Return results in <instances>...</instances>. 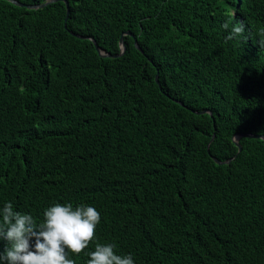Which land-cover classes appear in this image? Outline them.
I'll return each instance as SVG.
<instances>
[{
	"label": "trees",
	"instance_id": "16d2710c",
	"mask_svg": "<svg viewBox=\"0 0 264 264\" xmlns=\"http://www.w3.org/2000/svg\"><path fill=\"white\" fill-rule=\"evenodd\" d=\"M16 1L0 0V208L92 206L98 242L134 264H264V140L233 141L264 137V0H66L67 20L64 0ZM240 21L247 39L226 41ZM122 35L118 57L79 37L116 55Z\"/></svg>",
	"mask_w": 264,
	"mask_h": 264
},
{
	"label": "clouds",
	"instance_id": "9594fccd",
	"mask_svg": "<svg viewBox=\"0 0 264 264\" xmlns=\"http://www.w3.org/2000/svg\"><path fill=\"white\" fill-rule=\"evenodd\" d=\"M229 28L228 23L222 25ZM245 23L232 26L226 41L245 37ZM264 49V40H259ZM100 213L92 206L72 203L47 208L39 223L31 214L14 209L11 202L0 208V264H75L68 254L79 255L95 242L86 264H134L133 257L118 255L114 243L103 244L96 237Z\"/></svg>",
	"mask_w": 264,
	"mask_h": 264
},
{
	"label": "water",
	"instance_id": "95a60500",
	"mask_svg": "<svg viewBox=\"0 0 264 264\" xmlns=\"http://www.w3.org/2000/svg\"><path fill=\"white\" fill-rule=\"evenodd\" d=\"M9 1H11V2H13V3H15V4L19 5V6H26V5L22 4V3L17 2L16 0H9ZM59 1H61V0H48V1H46L45 3H43V4H40V5H28L27 7H28L29 9H38V8H43V7H45V6H48V5L52 4V3L59 2ZM64 2L66 3V7H67V17H66V20H67V18H68V16H69V13H70V9H69V4H68V2H67L66 0H64ZM125 34H129V33H124V35H125ZM124 35H122V37H121V39H120L121 53H120V54H116V55H110V54H107L106 52H104V51L98 46V44L96 43V41H95L93 38H90V37H82V36H79V37H81V38H85V39H90L91 41H93V43H94V45H95L97 51L99 52V54H100L101 56H112V57H118V56L124 54V52L126 51V49H125V45H124ZM135 45H136V47H137L139 50H141V48H140V46L138 45L137 42H135ZM141 51H142V50H141ZM156 81L159 83L158 75L156 76ZM205 113H208V114L211 115V112L208 111V110L203 111L201 114H205ZM241 137L260 138V139L264 140V137H263V136H258V137H256V136H254V135H252V134H242V135H237V136H235V137L233 138V141L236 143V145L239 146V152L242 151V147L239 145V139H240ZM214 139H215V134L213 135V138H212L211 142H213ZM208 152H209V146H208ZM233 159H234V158L229 159V160L224 161V162H221V161L217 160L216 158H214V160H215L216 162H218L219 164H229Z\"/></svg>",
	"mask_w": 264,
	"mask_h": 264
},
{
	"label": "bare ground",
	"instance_id": "6f19581e",
	"mask_svg": "<svg viewBox=\"0 0 264 264\" xmlns=\"http://www.w3.org/2000/svg\"><path fill=\"white\" fill-rule=\"evenodd\" d=\"M62 2V1H61ZM25 7V6H24ZM32 10V9H31Z\"/></svg>",
	"mask_w": 264,
	"mask_h": 264
}]
</instances>
